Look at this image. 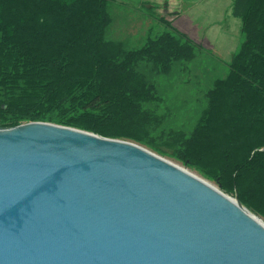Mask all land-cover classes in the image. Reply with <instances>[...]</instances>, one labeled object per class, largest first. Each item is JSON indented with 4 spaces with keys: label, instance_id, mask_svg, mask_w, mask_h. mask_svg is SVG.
I'll use <instances>...</instances> for the list:
<instances>
[{
    "label": "trees",
    "instance_id": "trees-1",
    "mask_svg": "<svg viewBox=\"0 0 264 264\" xmlns=\"http://www.w3.org/2000/svg\"><path fill=\"white\" fill-rule=\"evenodd\" d=\"M117 0H0V128L43 122L136 143L170 116L159 78L201 47L172 29L135 49L108 38ZM242 40L171 157L264 220V0H232Z\"/></svg>",
    "mask_w": 264,
    "mask_h": 264
},
{
    "label": "water",
    "instance_id": "water-1",
    "mask_svg": "<svg viewBox=\"0 0 264 264\" xmlns=\"http://www.w3.org/2000/svg\"><path fill=\"white\" fill-rule=\"evenodd\" d=\"M0 264H264V222L136 143L0 128Z\"/></svg>",
    "mask_w": 264,
    "mask_h": 264
},
{
    "label": "rangeland",
    "instance_id": "rangeland-1",
    "mask_svg": "<svg viewBox=\"0 0 264 264\" xmlns=\"http://www.w3.org/2000/svg\"><path fill=\"white\" fill-rule=\"evenodd\" d=\"M231 3L232 0H117L109 9L112 21L108 38L123 41L130 49L141 47L147 36L160 34L170 26L201 47L194 61L178 65L168 77L159 78L170 116L153 138L168 153L164 159L217 189L216 184L171 157L173 150L167 146L173 141V132L190 133L205 105V93L215 79L227 74L228 63L241 43V23L232 15Z\"/></svg>",
    "mask_w": 264,
    "mask_h": 264
}]
</instances>
